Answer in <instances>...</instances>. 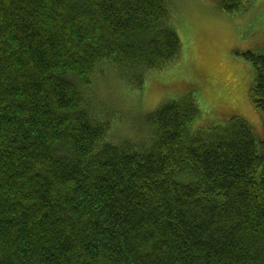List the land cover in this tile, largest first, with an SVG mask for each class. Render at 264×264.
Here are the masks:
<instances>
[{
	"label": "trees",
	"instance_id": "obj_1",
	"mask_svg": "<svg viewBox=\"0 0 264 264\" xmlns=\"http://www.w3.org/2000/svg\"><path fill=\"white\" fill-rule=\"evenodd\" d=\"M174 0H0V264H264V143L189 97L115 141L93 80L172 66ZM233 15L251 0H222ZM250 95L264 115V56Z\"/></svg>",
	"mask_w": 264,
	"mask_h": 264
},
{
	"label": "rangeland",
	"instance_id": "obj_2",
	"mask_svg": "<svg viewBox=\"0 0 264 264\" xmlns=\"http://www.w3.org/2000/svg\"><path fill=\"white\" fill-rule=\"evenodd\" d=\"M222 0H174L172 18L182 42L180 58L165 70L146 76L134 89L135 77L123 79L112 69L93 80L92 98L103 112L119 113L115 141H143L147 120L171 101L192 97L201 117L195 132L240 117L264 143V115L252 102L253 53L264 56V0H251L249 10L225 14Z\"/></svg>",
	"mask_w": 264,
	"mask_h": 264
},
{
	"label": "crops",
	"instance_id": "obj_3",
	"mask_svg": "<svg viewBox=\"0 0 264 264\" xmlns=\"http://www.w3.org/2000/svg\"><path fill=\"white\" fill-rule=\"evenodd\" d=\"M221 10V9H220Z\"/></svg>",
	"mask_w": 264,
	"mask_h": 264
}]
</instances>
